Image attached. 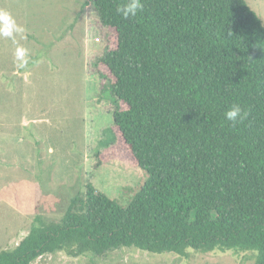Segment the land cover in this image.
<instances>
[{
	"label": "trees",
	"instance_id": "16d2710c",
	"mask_svg": "<svg viewBox=\"0 0 264 264\" xmlns=\"http://www.w3.org/2000/svg\"><path fill=\"white\" fill-rule=\"evenodd\" d=\"M127 2L83 3L116 35L90 74L107 82L100 97L114 105L113 125L146 179L126 205L87 183L59 222L37 218L0 251V264L127 247L179 257L244 251L264 264L261 20L245 0H140L124 19L117 9ZM233 104L246 113L236 123L225 118Z\"/></svg>",
	"mask_w": 264,
	"mask_h": 264
},
{
	"label": "rangeland",
	"instance_id": "374dc122",
	"mask_svg": "<svg viewBox=\"0 0 264 264\" xmlns=\"http://www.w3.org/2000/svg\"><path fill=\"white\" fill-rule=\"evenodd\" d=\"M245 1L264 26V0ZM84 2L0 0V251L13 249L37 218L59 222L87 183L126 205L146 179L113 125L114 105L100 97L107 82L90 74L102 53L116 48V35L101 27ZM111 131L115 144L105 148ZM254 260V253L244 251H190L179 257L127 247L98 257L57 252L32 264Z\"/></svg>",
	"mask_w": 264,
	"mask_h": 264
},
{
	"label": "clouds",
	"instance_id": "9594fccd",
	"mask_svg": "<svg viewBox=\"0 0 264 264\" xmlns=\"http://www.w3.org/2000/svg\"><path fill=\"white\" fill-rule=\"evenodd\" d=\"M142 5L140 0H128L127 3L122 5L117 9L118 13L122 15L124 19L129 17H134L139 10H141ZM246 116L242 108L238 104H233L231 108L225 113V118L233 123L242 120Z\"/></svg>",
	"mask_w": 264,
	"mask_h": 264
}]
</instances>
